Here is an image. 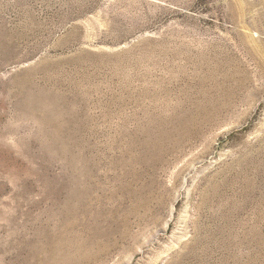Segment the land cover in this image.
<instances>
[{
  "label": "rangeland",
  "instance_id": "obj_1",
  "mask_svg": "<svg viewBox=\"0 0 264 264\" xmlns=\"http://www.w3.org/2000/svg\"><path fill=\"white\" fill-rule=\"evenodd\" d=\"M0 264H264V0H0Z\"/></svg>",
  "mask_w": 264,
  "mask_h": 264
}]
</instances>
